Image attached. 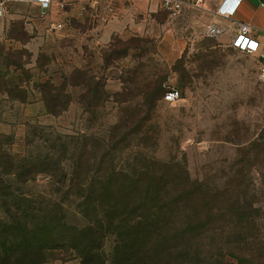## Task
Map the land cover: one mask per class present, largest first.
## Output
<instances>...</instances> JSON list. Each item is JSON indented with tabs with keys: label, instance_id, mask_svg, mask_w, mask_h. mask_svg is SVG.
I'll return each mask as SVG.
<instances>
[{
	"label": "rangeland",
	"instance_id": "rangeland-1",
	"mask_svg": "<svg viewBox=\"0 0 264 264\" xmlns=\"http://www.w3.org/2000/svg\"><path fill=\"white\" fill-rule=\"evenodd\" d=\"M80 14L67 15L66 8L44 10L32 0H7L0 21V173L7 154L61 157L67 171L80 145L108 140L114 145L124 139L112 154L116 170L164 164L199 184L198 227L210 221L217 226L204 253L217 254L222 241L232 257L242 231L249 240L255 236L264 243V82L251 55L232 46L197 49L166 24L107 43L99 40L100 31H92L93 20ZM78 71L85 73L80 74L85 81L99 82V93H88L86 85L69 86L65 110L47 113L38 85L50 81L60 86L64 75L78 79ZM157 81L163 95L168 88L179 89V100L170 103L162 96L155 107L143 105ZM123 116L148 119L140 128L120 133L116 126ZM43 178L40 174L22 188L52 192L65 187L60 173ZM222 214L227 221H241L242 227L221 234ZM45 264L81 262L56 249Z\"/></svg>",
	"mask_w": 264,
	"mask_h": 264
},
{
	"label": "trees",
	"instance_id": "trees-1",
	"mask_svg": "<svg viewBox=\"0 0 264 264\" xmlns=\"http://www.w3.org/2000/svg\"><path fill=\"white\" fill-rule=\"evenodd\" d=\"M78 72L74 80L64 75L60 86L50 81L38 85L47 113L65 110L71 100L69 86L86 85L88 93H99V82L85 81ZM161 85L155 82L143 105H157L163 96ZM147 119L123 116L116 130H136ZM123 140L80 145L67 171L61 157L6 155L7 166L0 173V264H45L48 253L56 249L70 252L81 264H264V243L255 236L249 240L243 231L235 239L237 252H231L232 257L222 241L217 254L204 253V244H212L209 233L217 226L210 221L198 227L199 184L188 173L164 164L158 169L149 163L145 168L135 165L131 172L116 170L112 154L119 152ZM62 147L67 152V146ZM58 173L63 189L22 188L40 174L47 181ZM204 200L212 215L208 194ZM222 215L221 234L242 227L241 221H227Z\"/></svg>",
	"mask_w": 264,
	"mask_h": 264
},
{
	"label": "crops",
	"instance_id": "crops-1",
	"mask_svg": "<svg viewBox=\"0 0 264 264\" xmlns=\"http://www.w3.org/2000/svg\"><path fill=\"white\" fill-rule=\"evenodd\" d=\"M182 1L184 8L175 18L162 10L161 0H52L48 8H66L67 15L79 12L81 16H89V21L93 20L92 31H100L99 40L107 43L115 37L136 36L146 32L150 26L166 24L173 25L174 31L186 35L197 49L222 50L231 46L239 23H247L252 26L253 35L264 44V10L260 6L264 0H239L231 16L218 12L224 0ZM236 1L228 0L225 6L231 7ZM32 2L40 6L34 0ZM166 14L167 21H164L162 15ZM210 25L222 32L218 35L207 33ZM248 55L254 59L253 63L259 70V56Z\"/></svg>",
	"mask_w": 264,
	"mask_h": 264
},
{
	"label": "built area",
	"instance_id": "built-area-1",
	"mask_svg": "<svg viewBox=\"0 0 264 264\" xmlns=\"http://www.w3.org/2000/svg\"><path fill=\"white\" fill-rule=\"evenodd\" d=\"M39 3L42 9L46 10L52 0H34ZM228 0H224L222 5L218 8V12L223 15L231 16L235 12L239 0L236 1L231 7H226L225 4ZM260 6L264 10V1L260 2ZM7 7V0H0V21L3 19ZM161 8L168 13L172 18L180 15L184 8V2L182 0H161ZM253 28L247 23H239L237 32L231 41V46L241 52L248 54H257L260 58L259 63V79L264 82V44L257 37L253 35ZM222 32L221 29L208 26L207 33L211 35H218ZM264 36V32H263ZM163 98L165 101L174 103L180 98V91L176 88H168L165 90Z\"/></svg>",
	"mask_w": 264,
	"mask_h": 264
}]
</instances>
